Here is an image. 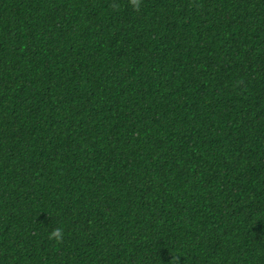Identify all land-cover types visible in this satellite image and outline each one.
Instances as JSON below:
<instances>
[{
    "label": "trees",
    "instance_id": "obj_1",
    "mask_svg": "<svg viewBox=\"0 0 264 264\" xmlns=\"http://www.w3.org/2000/svg\"><path fill=\"white\" fill-rule=\"evenodd\" d=\"M0 264H264V0H0Z\"/></svg>",
    "mask_w": 264,
    "mask_h": 264
},
{
    "label": "clouds",
    "instance_id": "obj_2",
    "mask_svg": "<svg viewBox=\"0 0 264 264\" xmlns=\"http://www.w3.org/2000/svg\"><path fill=\"white\" fill-rule=\"evenodd\" d=\"M59 229H56L53 233H52V235H58L59 234Z\"/></svg>",
    "mask_w": 264,
    "mask_h": 264
}]
</instances>
